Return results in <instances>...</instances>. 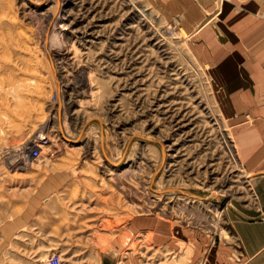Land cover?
<instances>
[{
  "label": "rangeland",
  "instance_id": "1",
  "mask_svg": "<svg viewBox=\"0 0 264 264\" xmlns=\"http://www.w3.org/2000/svg\"><path fill=\"white\" fill-rule=\"evenodd\" d=\"M171 5L0 0V264L243 260L233 223L252 177L223 113L221 51L194 31L264 0Z\"/></svg>",
  "mask_w": 264,
  "mask_h": 264
},
{
  "label": "crops",
  "instance_id": "2",
  "mask_svg": "<svg viewBox=\"0 0 264 264\" xmlns=\"http://www.w3.org/2000/svg\"><path fill=\"white\" fill-rule=\"evenodd\" d=\"M162 1L172 3V11H179L196 0ZM194 13L195 20L201 18V13ZM218 15L222 23L210 25ZM182 23L191 31V20ZM201 31L204 48L221 51L216 56L219 67L215 75L226 89L223 113L233 123L239 158L250 171L255 195V203L244 207L233 223L243 259L237 264H264V11L219 8L194 33Z\"/></svg>",
  "mask_w": 264,
  "mask_h": 264
},
{
  "label": "built area",
  "instance_id": "3",
  "mask_svg": "<svg viewBox=\"0 0 264 264\" xmlns=\"http://www.w3.org/2000/svg\"><path fill=\"white\" fill-rule=\"evenodd\" d=\"M40 146H42V144H39V146H35L31 150L30 156L38 157L40 154ZM37 264H66V261L60 253L52 252L44 258L40 259Z\"/></svg>",
  "mask_w": 264,
  "mask_h": 264
},
{
  "label": "bare ground",
  "instance_id": "4",
  "mask_svg": "<svg viewBox=\"0 0 264 264\" xmlns=\"http://www.w3.org/2000/svg\"><path fill=\"white\" fill-rule=\"evenodd\" d=\"M60 4V3H59ZM60 7V6H59ZM60 9V8H59ZM56 17H54L53 19H52V22H54L55 23V20H57V19H55ZM58 21H59V18H58ZM51 22V23H52ZM49 27L50 26H48L47 27V29H46V32H45V38H46V43H47V46L52 42V41H54V40H59L58 38H60V36L59 37H55V36H50V34H49ZM57 42V41H56ZM57 77V76H56ZM59 85V84H58ZM58 98H59V95H58ZM57 105H58V109H56L57 111H58V114H60V109L59 108H61V106H62V100L61 99H58V102H57ZM60 116V115H59ZM60 124V123H59ZM60 126V125H59ZM61 127V126H60ZM62 131V130H61ZM37 136V135H36ZM36 136H35V139H34V142H41V140L43 139V138H40V139H38V138H36ZM45 136V135H44ZM41 137H43V136H41ZM30 147V146H29ZM28 150V149H27Z\"/></svg>",
  "mask_w": 264,
  "mask_h": 264
}]
</instances>
